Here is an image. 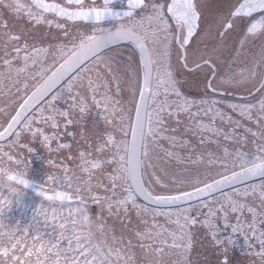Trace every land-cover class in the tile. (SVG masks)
Masks as SVG:
<instances>
[{
	"label": "snow or ice",
	"instance_id": "snow-or-ice-1",
	"mask_svg": "<svg viewBox=\"0 0 264 264\" xmlns=\"http://www.w3.org/2000/svg\"><path fill=\"white\" fill-rule=\"evenodd\" d=\"M113 2L0 0V158L51 169L0 264H264V0Z\"/></svg>",
	"mask_w": 264,
	"mask_h": 264
},
{
	"label": "rangeland",
	"instance_id": "rangeland-1",
	"mask_svg": "<svg viewBox=\"0 0 264 264\" xmlns=\"http://www.w3.org/2000/svg\"><path fill=\"white\" fill-rule=\"evenodd\" d=\"M30 146L34 148V152L29 154L28 157L30 164L26 178L37 184H42L46 180L48 171H51V169L45 163L48 154L39 145L38 141L33 142ZM55 155L57 154H53V156ZM12 200V205L8 209L7 213L3 217H0V219H3V221L10 227L17 226L19 229L17 234L21 235L22 242L30 245L32 241L30 239L23 240L22 232L25 226H35V221L33 219L35 215V209L41 204L42 198L36 197L32 195V193L23 190L22 195L13 196ZM38 219L41 231L47 235V232L51 230V222H49V228L45 229L43 218L41 217ZM29 230L31 231L32 228L30 227Z\"/></svg>",
	"mask_w": 264,
	"mask_h": 264
},
{
	"label": "clouds",
	"instance_id": "clouds-1",
	"mask_svg": "<svg viewBox=\"0 0 264 264\" xmlns=\"http://www.w3.org/2000/svg\"><path fill=\"white\" fill-rule=\"evenodd\" d=\"M16 171L15 165L9 162L6 155L4 158H0V186H4L11 193V195H9L5 200L0 202V213H2L0 214V217H3L12 205V197L23 194V188L21 187V184H18L14 179L11 178L16 173ZM0 221H2L4 225L3 228H0V238H5L11 233L13 228L17 227H10L3 221V219H0Z\"/></svg>",
	"mask_w": 264,
	"mask_h": 264
},
{
	"label": "flooded vegetation",
	"instance_id": "flooded-vegetation-1",
	"mask_svg": "<svg viewBox=\"0 0 264 264\" xmlns=\"http://www.w3.org/2000/svg\"><path fill=\"white\" fill-rule=\"evenodd\" d=\"M59 2V0H58ZM97 4L103 3V0H96ZM114 11H123L127 9V3L126 0H114L113 4L111 5ZM103 27H110L112 29H115L117 26V22L115 19L106 17L105 20L102 22ZM89 27H91V24H89ZM30 181V180H29ZM33 182V181H30ZM35 185H39L35 182H33ZM25 190V189H23ZM26 191V190H25ZM227 234H231L230 230ZM233 235L234 242L231 245V251L230 256L234 261H246L248 259L247 257V243L243 236L240 234H231Z\"/></svg>",
	"mask_w": 264,
	"mask_h": 264
},
{
	"label": "water",
	"instance_id": "water-1",
	"mask_svg": "<svg viewBox=\"0 0 264 264\" xmlns=\"http://www.w3.org/2000/svg\"><path fill=\"white\" fill-rule=\"evenodd\" d=\"M30 182V181H29ZM35 184L33 183V182H30V184H29V186L27 187V188H25L23 185H21V187L22 188H24V189H26V190H28V191H30L31 193H33V194H35V195H37V196H39V197H41L36 191H35Z\"/></svg>",
	"mask_w": 264,
	"mask_h": 264
}]
</instances>
